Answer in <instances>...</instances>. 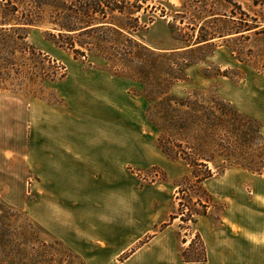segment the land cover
Returning <instances> with one entry per match:
<instances>
[{
  "label": "crops",
  "instance_id": "0c3cea01",
  "mask_svg": "<svg viewBox=\"0 0 264 264\" xmlns=\"http://www.w3.org/2000/svg\"><path fill=\"white\" fill-rule=\"evenodd\" d=\"M58 84L66 110L35 104L42 111L39 136L31 141L40 179L39 225L87 264H264L263 175L229 169L205 181L215 204L192 224L194 235L183 244V222L172 221L176 204H150L148 197L141 202L139 182L124 171L125 160L150 162L155 156L154 144L123 136L124 80L89 70ZM165 161L157 164L167 167ZM216 203L223 207L214 217ZM197 234L208 261L184 263L179 245L187 248Z\"/></svg>",
  "mask_w": 264,
  "mask_h": 264
},
{
  "label": "rangeland",
  "instance_id": "374dc122",
  "mask_svg": "<svg viewBox=\"0 0 264 264\" xmlns=\"http://www.w3.org/2000/svg\"><path fill=\"white\" fill-rule=\"evenodd\" d=\"M157 4L161 9L142 15L141 23L146 28L135 36L136 40L142 46L157 52L185 48V44L173 39V36L179 35V31H173L171 28L173 23L180 28L179 22L174 18L176 14L183 12V4L178 0L159 1ZM162 9L166 15L162 13ZM47 31L45 26L28 31L27 42L41 53V56H37L38 60L28 62L29 70L33 69L36 74L43 71L53 72L59 77L64 72L62 67L67 68V77L89 70L106 71L112 75L117 70L133 75L141 65L151 75L150 84L163 87V84L168 83L166 68L167 65L172 66L171 61L146 56L142 64L141 60H135L117 66L94 55H89L85 61L75 60L71 52L58 49L49 40ZM251 46L249 44L245 47ZM199 57L202 61L189 67L184 73L188 81L176 83L171 94L186 99L195 89L205 93L212 91L223 101L230 103L235 117L231 116L227 142H230L231 148L239 151L240 159L235 157L228 160L227 152H224L217 156L211 167L221 171L243 163L264 176V119L258 117L264 116V69L240 62L233 55L232 49L224 44L204 51ZM49 61L55 63L51 64ZM73 64H77L79 68L74 69ZM219 71L221 74L228 72V77L217 76ZM206 75H211V78ZM25 77L26 75L11 79L9 90L0 92V201L12 210L11 213L5 210L2 216L12 214L10 224L17 231V240L22 244V252L19 253L13 246H1L0 264H87L84 258L72 252L35 219L36 189L40 179L36 173V146H31V141L34 142L39 136V121L42 118V111L35 104L42 101L50 107L49 110H66L68 105L60 93L58 83L61 81L51 82L44 81V78ZM117 78L125 83L123 136L140 141L144 139L155 146V156L150 162L124 161V171L131 175L135 182H139L141 202L148 197L150 204H176L177 213L180 203L196 209L197 200L203 194L193 190L187 183L195 182L193 169L183 160L169 159L158 147V139L164 133V122L159 119L156 107L160 106L163 98H159L155 93V97L158 96L156 101H149L147 83ZM193 96L197 97V94ZM149 116L154 122L148 120ZM197 129L199 128L195 131ZM193 132L187 141L191 143L190 146L195 147ZM161 157L167 159V167L157 164ZM230 169L247 171L237 167ZM212 184L213 181L207 184L208 190L212 189ZM180 185H183V190L187 193L180 195ZM216 204L211 210L214 217L223 207L219 205L221 203ZM182 228L180 241L182 238L186 239V236L194 235L184 224ZM179 247L182 250L185 248L181 244Z\"/></svg>",
  "mask_w": 264,
  "mask_h": 264
},
{
  "label": "trees",
  "instance_id": "16d2710c",
  "mask_svg": "<svg viewBox=\"0 0 264 264\" xmlns=\"http://www.w3.org/2000/svg\"><path fill=\"white\" fill-rule=\"evenodd\" d=\"M159 1L170 0H0V92L9 90L10 80L18 76L51 82L67 77V68L62 67L64 72L59 77L53 72L36 74L33 69L29 70V60H38L37 56H41L27 42L28 31L35 27H47L49 40L58 49L71 52L75 60L85 61L89 55H94L117 66L135 60H141L142 64L146 56L171 61L172 66L166 68L168 83L163 87L150 84L151 75L141 65L136 74L115 70L113 75L147 83L149 101H156L158 96L163 98L156 107L159 119L164 122L158 147L169 159L183 160L193 169L195 182L187 183L204 195L197 200L196 209L180 203L177 215L172 217V221L181 218L186 229H191L215 204L213 196L203 187L205 181L233 167L262 173L243 163L221 171L211 167L224 152L228 160L240 159L239 151L227 142L231 116H234L230 103L212 91L205 93L195 89L186 99L173 96L171 92L176 83L188 81L184 73L202 61L199 55L219 44L228 45L240 62L264 69V0H178L183 4V12L176 14L174 20L179 22L180 28L175 23L171 28L179 31L173 39L186 47L157 52L142 46L135 36L146 28L141 23L142 15L161 9ZM162 13H166L164 9ZM249 44L250 48L245 47ZM222 75L228 77L229 73L219 71L217 74ZM206 76L211 78V75ZM148 120L154 122L150 116ZM196 128L199 129L195 131ZM191 132L195 135V147L187 141ZM180 189V195L187 193L183 185ZM5 210L12 211L0 201V247L13 246L18 253L22 252L17 231L10 224L12 214L2 216ZM154 237L149 236L140 246ZM186 243L183 239V244ZM180 256L184 263H206L208 252L202 236L197 234L187 248L181 249Z\"/></svg>",
  "mask_w": 264,
  "mask_h": 264
}]
</instances>
